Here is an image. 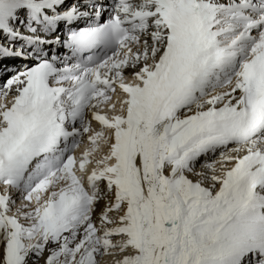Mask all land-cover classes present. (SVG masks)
Here are the masks:
<instances>
[{"label":"bare ground","instance_id":"obj_1","mask_svg":"<svg viewBox=\"0 0 264 264\" xmlns=\"http://www.w3.org/2000/svg\"><path fill=\"white\" fill-rule=\"evenodd\" d=\"M50 1L0 0V23L12 28L8 14L25 10L17 8L18 4L25 5L32 13L29 5L42 7ZM65 1L59 0V3ZM206 1L217 12L224 11L225 1ZM167 3L168 0H130L125 4L121 0H94L83 4L81 13H75L70 20L94 21L100 5L108 7L100 10L101 18L119 13L128 19L136 10L145 12L146 18L130 23L131 38L114 54L113 67L110 63L104 64L91 75L77 68L81 80L61 77L50 94L31 102L25 101L30 95L25 86L32 72L28 56L31 51L33 56L42 51L52 52L53 61L59 67L73 65L70 58L58 57L60 32L46 27L63 23L62 19H57L61 13L52 12L51 5L44 7L50 10L46 14L52 12L53 17H49L57 20H46V26L38 27L39 33L47 35L48 40L56 39L54 43L40 45L19 39L4 33L0 26V72L7 74L0 75V152L13 133L20 112L40 105L49 109L44 114L55 121L60 135L68 136L64 151L60 150L56 158L69 157L71 141L83 138L90 130L87 139H93L90 142L95 147L92 155L96 161L103 154L112 157L114 165L109 166L111 175L107 177L116 182L92 181L95 175L103 173L100 165L91 167L86 178L80 176L79 170L87 171L88 165L79 161L59 175L58 167L51 175L43 174L38 185L28 191L22 185H11L3 177L2 169L6 165L0 159V264H122V261L140 264L141 259L145 264H235L240 254L249 257L252 246L264 243L263 229H241L235 224L253 225L258 214L256 207L264 203V195L255 190L250 175L257 167L240 157L255 159L260 154L256 149L250 151L248 145L221 144L228 139L218 130L202 131L213 122H232L242 108L245 85L235 76L229 80L230 85L223 84L191 105L181 109L178 104L171 105L175 92L170 91L177 78L166 77L172 64L167 53L173 30L164 12ZM3 12L6 14L2 15ZM138 72L145 78L155 72L159 76L160 89L148 88L150 102L145 127L148 131L154 127L161 134L155 148L154 143L149 146L142 141L139 144L137 129L124 140L126 154L133 157V166L141 181L132 186L123 177L119 153L112 148L106 151L105 146V141L111 137L110 124L121 111L101 108L103 102L116 93L117 81L124 76H136ZM128 84L136 88L134 83ZM167 104L168 119L164 115ZM138 114L143 117L144 112ZM101 138L105 139L103 143ZM256 138L264 142V132ZM58 140L64 141L62 137ZM163 147V158L170 153L163 176L169 187L162 191L152 164ZM237 152L239 157H236ZM171 160L178 162L179 173L167 169L166 163ZM134 177L137 179L136 175ZM80 183L82 188H76ZM10 197L19 199L21 204L28 203L30 209L35 202L39 203V228L27 237L15 232L19 221L5 209L4 204H8ZM17 207L21 205H15V209ZM25 211L21 212L25 214ZM71 211L79 216L78 222L70 217ZM43 231L49 232L51 237L45 236L32 251L22 249L31 246ZM231 245L228 251L221 252ZM248 260L250 264H261V259Z\"/></svg>","mask_w":264,"mask_h":264},{"label":"rangeland","instance_id":"obj_2","mask_svg":"<svg viewBox=\"0 0 264 264\" xmlns=\"http://www.w3.org/2000/svg\"><path fill=\"white\" fill-rule=\"evenodd\" d=\"M10 1V0H9ZM3 2H1V4H2ZM15 55H18V54H15ZM21 55V54H20ZM0 75H5V73H3L2 74V72H0ZM7 75V74H6ZM5 75V76H6ZM6 80V79H5ZM228 85H230V84H227L226 86H228ZM71 178L73 179V177L71 176ZM71 178H69L68 176H67V179H71ZM73 181V180H72ZM76 186V188H78V189H80V188H82V184L80 183V184H77V185H75ZM39 198V197H38ZM13 199V198H12ZM11 198H10V203H8V204H6L5 203V209H8V211L10 210V212H12L13 213V215L14 216H16L17 218V220L19 221L18 223L19 224H17L16 225V227L14 228L15 229V232L17 233V234H19V235H21V237H27V236H29L32 232H34V231H36L38 228H39V222H40V218H39V216H38V212H37V210L39 209V207H38V205H39V203H38V201L37 202H35L36 204H34L33 205V207L30 209V207L28 206V203L26 204V205H24V207H22V209H23V212L25 211V210H28V211H25L26 213L24 214V213H22L21 211H22V209L19 207H17L16 209H15V200L13 199L12 200ZM12 200V201H11ZM16 204H18V202H16ZM30 204H32V203H30ZM37 209H36V208ZM18 209V210H17ZM16 210L18 211V212H16ZM17 214H16V213ZM72 212V213H71ZM70 212V217H72L73 218V220L74 221H76V222H78V220H79V216H77V215H75L74 214V212L73 211H71ZM30 213V214H29ZM37 213V214H36ZM77 216V217H76ZM36 218H39V219H36ZM72 218L70 219V221L72 220ZM71 221L72 223H75L74 221ZM46 233V234H45ZM45 236H48V238L49 237H51V234L49 233V232H45V231H43L41 234H39V237H36V239H34V242L32 243V245L31 246H29V247H25V246H23L22 247V249L24 248V249H28L29 251H32L33 249H34V247L36 246V243L38 242H41V240L42 239H44L45 238ZM144 260H142L141 259V261L139 262L140 264H145L144 262H143Z\"/></svg>","mask_w":264,"mask_h":264}]
</instances>
